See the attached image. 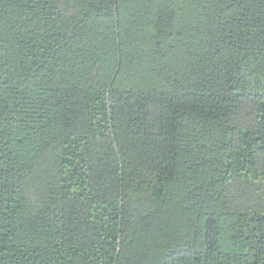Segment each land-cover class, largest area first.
I'll use <instances>...</instances> for the list:
<instances>
[{"label":"trees","instance_id":"1","mask_svg":"<svg viewBox=\"0 0 264 264\" xmlns=\"http://www.w3.org/2000/svg\"><path fill=\"white\" fill-rule=\"evenodd\" d=\"M0 264H264V0H0Z\"/></svg>","mask_w":264,"mask_h":264}]
</instances>
